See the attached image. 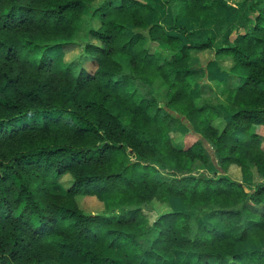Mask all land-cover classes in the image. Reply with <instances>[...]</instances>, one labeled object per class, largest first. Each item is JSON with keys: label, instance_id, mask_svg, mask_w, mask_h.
Segmentation results:
<instances>
[{"label": "trees", "instance_id": "16d2710c", "mask_svg": "<svg viewBox=\"0 0 264 264\" xmlns=\"http://www.w3.org/2000/svg\"><path fill=\"white\" fill-rule=\"evenodd\" d=\"M95 1L0 0V264H161L172 252L264 264V137L252 130L264 124V0L217 49L190 35L249 0H176L173 33L151 21V0ZM77 41L81 55L56 71L51 52ZM214 54L241 70L215 103L190 64ZM195 117L202 137L176 141ZM174 197L185 209L151 223L144 206Z\"/></svg>", "mask_w": 264, "mask_h": 264}, {"label": "rangeland", "instance_id": "374dc122", "mask_svg": "<svg viewBox=\"0 0 264 264\" xmlns=\"http://www.w3.org/2000/svg\"><path fill=\"white\" fill-rule=\"evenodd\" d=\"M106 0H96L93 4L97 7L104 3ZM176 0H151V4L155 7L156 12L152 17L151 21H159L165 24L171 32H176L172 26L175 23V18L178 17V22H184V17L181 14V7H176ZM253 0L247 1L246 4L242 6H237L233 4V8L230 10H219L218 16L219 21L215 24L209 22H200L194 33L190 37L194 40H199L201 38H213L215 40L214 47L217 49L220 44L224 41H232L234 38L245 32L248 29V25L251 21V17L254 15V10L252 9L251 3ZM253 5V4H252ZM90 14L91 11L88 10L83 15L82 19L79 21V27L82 30L83 35L88 31L90 27ZM182 37L186 40L185 35ZM90 38V37H89ZM51 45H58V42H51ZM83 50L81 42L68 43L58 51L51 52V55L56 59L55 69L56 71L64 70L70 62L77 59ZM169 52H165L168 54ZM123 57H121L122 59ZM125 61L124 59H122ZM191 67L193 69L194 80L198 87H202L203 95L212 100L215 103L216 95H218L226 85H237L239 83V74L241 73L240 68L236 67L233 58L229 55H216L212 56V62L210 64H200L196 59H192ZM166 86L160 89V93H165ZM161 103L164 102L162 95L159 96ZM203 125L199 117H195L189 120L186 125L179 126L174 134L176 141L183 145H190L196 139L201 138V129ZM261 135L264 137V130H262ZM264 143V141H263ZM213 158L214 155H213ZM168 178V176H167ZM254 179L251 177H246L244 179V186L247 190L253 188L252 183ZM88 207H94L90 204V201L86 203ZM185 206L181 200L178 198H172L169 204H164L161 206L146 205L144 206L145 212L148 214L150 222L155 221L158 216L169 210H184ZM121 213V208L119 206H113L110 215L117 217ZM208 221V211L197 212L191 221L193 226V233H195L197 227ZM157 236L155 231L148 234V239L153 240ZM193 264L194 260L188 259L184 255H179L177 253L164 254V262L161 264Z\"/></svg>", "mask_w": 264, "mask_h": 264}, {"label": "crops", "instance_id": "0c3cea01", "mask_svg": "<svg viewBox=\"0 0 264 264\" xmlns=\"http://www.w3.org/2000/svg\"><path fill=\"white\" fill-rule=\"evenodd\" d=\"M201 22H205V21H201ZM252 130L254 132H257V133L261 134L262 133V130H264V124H254L252 126Z\"/></svg>", "mask_w": 264, "mask_h": 264}]
</instances>
